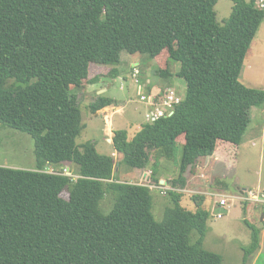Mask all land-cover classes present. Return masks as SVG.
Masks as SVG:
<instances>
[{
    "label": "trees",
    "instance_id": "1",
    "mask_svg": "<svg viewBox=\"0 0 264 264\" xmlns=\"http://www.w3.org/2000/svg\"><path fill=\"white\" fill-rule=\"evenodd\" d=\"M219 1L0 0V124L29 135L36 158L35 170L0 167V264H222L203 248L206 196H191V212L182 191L187 173L214 156L220 141L243 144L251 109L264 105V90L240 81L264 11L258 0H230L233 11L222 26ZM123 53L158 61L160 80L179 64L187 84L172 117L143 123L133 138L126 130L112 138L123 155L119 164L151 165L157 184L160 161L179 153L178 174L168 181L174 206L161 222L149 186L116 180L114 156L100 154L94 142L77 143L85 129L78 93L101 79L91 78V67L110 68L106 75L115 80ZM116 103L100 94L91 109ZM68 165L77 167L76 179L46 172ZM108 195L115 203L103 215ZM245 221L253 230L247 262L261 248V231Z\"/></svg>",
    "mask_w": 264,
    "mask_h": 264
},
{
    "label": "rangeland",
    "instance_id": "2",
    "mask_svg": "<svg viewBox=\"0 0 264 264\" xmlns=\"http://www.w3.org/2000/svg\"><path fill=\"white\" fill-rule=\"evenodd\" d=\"M249 1V0H246ZM234 3L230 0H220L215 7L218 23L222 26L232 14ZM140 59L139 68L141 74L139 76L140 83L144 85L143 93L162 92L155 84H165L168 89H173L176 94L185 100L187 94L186 81L178 77L180 65H173V75L168 80H160L157 72L160 69L158 61L147 56L130 55L123 53L121 63L116 66L120 75L112 84L100 79L86 86L85 90H80L78 99L80 109L82 111L83 124L85 129L78 138L77 143L84 145L87 142H94L98 152L102 155L113 156L115 153L114 146L107 140L114 137L117 130H126L130 138L136 136L141 129V125L145 123V107L139 103L137 94V86L133 80L130 64ZM99 66L91 67V78L96 74L102 75L96 71ZM151 81L153 85L149 88ZM240 81L247 87L253 89L264 90V23L253 41L241 72ZM125 88L122 90V85ZM158 84V83H157ZM94 85V86H92ZM106 91L102 93L107 98H113L116 104L103 114L93 113L91 103L95 100L97 90ZM88 90V91H87ZM122 111V112H121ZM106 117L111 121L110 125L106 124ZM251 123L244 136V142L236 149L229 151L224 147L230 148L228 143L223 145L222 152H226L229 162L217 165L215 170L210 171L207 168L209 164L206 159H200L199 163L203 166L200 170L206 177L200 179L203 184L194 185V190L207 192L205 208L209 211V219L207 222V233L203 241V248L206 251L219 254L222 257V264H264V230H261L262 244L261 248L253 254L247 262H245V250L253 243V230L249 227L245 220L256 227L263 226V215L258 212L264 210V204H257L252 196L257 194L258 197L264 198V105L253 107L250 111ZM112 125V126H111ZM113 130V134H111ZM184 138H180L183 141ZM221 145H219L220 148ZM114 156L116 163V180L120 182L146 184L145 177L137 174L136 171L120 165L121 157ZM179 153L176 160L162 159L159 164L160 177L166 178L168 181L178 174ZM154 159H152V163ZM199 165L192 169V174L198 175ZM0 167L13 169L35 170V143L27 134L3 127L0 124ZM53 168V167H52ZM69 169L74 179L78 174L75 165L64 167ZM63 167H54L55 170L64 169ZM151 165L148 167L150 173ZM208 172V173H207ZM214 177V184L210 181V177ZM159 177V175H158ZM206 178V179H205ZM195 181V179H194ZM161 182V181H160ZM153 184L157 181L152 179ZM153 198L152 212L156 221L161 222L167 208L173 207L171 198L166 194H162L157 189H151ZM184 191V190H183ZM249 194L248 196L246 195ZM182 206L188 211L195 212L196 205L191 196L193 192L183 193ZM216 194V195H211ZM223 194L227 197L229 205L222 218L215 215V209L221 200ZM65 199L69 198L67 192L62 194ZM114 197L108 195L100 203V211L103 215H108L114 207ZM246 211V212H245ZM264 214V213H263ZM199 238L198 232L192 231L191 242L195 243Z\"/></svg>",
    "mask_w": 264,
    "mask_h": 264
},
{
    "label": "built area",
    "instance_id": "3",
    "mask_svg": "<svg viewBox=\"0 0 264 264\" xmlns=\"http://www.w3.org/2000/svg\"><path fill=\"white\" fill-rule=\"evenodd\" d=\"M257 6L260 10L264 11V0H258ZM140 74H141V70L139 68V64L134 65L132 67V77L137 86L136 88H137V94L139 96V103L142 104V106H144L146 109L144 114L145 123L153 124L162 118L172 117L175 113L176 107L179 104H181L183 98L179 97L173 89H167L165 92H157V93H149V94L143 93L144 85L140 83L139 80ZM124 88L125 85L123 84L121 89L123 90ZM105 119H106L105 120L106 124L110 125L111 121L109 120V117H106ZM111 134H113V130H111ZM107 141L112 143V138L108 139ZM115 155L116 154H114V156ZM46 172L51 174L61 173L67 176H69L70 173L69 169L64 168L60 170H55L52 167L47 168ZM143 177H145L146 184H141V185L149 186L151 189H157L161 191L162 194L166 195L169 191H176V189H174L166 181H162L158 184H153L152 171H150V173L146 172ZM182 192L184 193L190 191L184 190ZM211 195H216V194H211ZM218 196L222 197L218 205L226 209L227 206L229 205L227 197L225 195H220V194H218ZM216 216L218 218H222L224 214H218Z\"/></svg>",
    "mask_w": 264,
    "mask_h": 264
},
{
    "label": "crops",
    "instance_id": "4",
    "mask_svg": "<svg viewBox=\"0 0 264 264\" xmlns=\"http://www.w3.org/2000/svg\"><path fill=\"white\" fill-rule=\"evenodd\" d=\"M139 62H140V59H137V61H133V62H131V64H130V68H131V72H132V67L134 66V65H136V64H139ZM97 71H104V73H105V75L104 76H102L101 78H103V81L104 82H107V83H109L108 82V80H107V78H110L108 75H106L107 73H108V71H110V68H104V67H100V68H98V70ZM114 82V80H112V83ZM112 83H109V84H112ZM91 86V85H90ZM92 86H94V85H92ZM88 91V90H87ZM106 91H103L102 89H100V90H97V94L98 95H100V94H102V93H105ZM110 107H108V108H105V109H103L101 112H100V114H103L104 115V113L109 109ZM145 111H146V109H145ZM122 112V111H121ZM218 145H221V148L220 149H218L217 151H216V153L214 154V156H211V157H208V158H206V161H208L209 162V164H207L208 166H207V168L206 169H208V170H210V171H213V170H215V168L217 167V165H221V164H227L228 162H229V160L227 159V155L228 154H226V152H222V146L223 145H226L224 142H219L218 143ZM229 149L228 148H226V147H224L225 148V150L227 149V151H229V150H231V149H233V148H235L236 146H234V145H229ZM237 148V147H236ZM235 148V149H236ZM116 153H118V152H116L115 151V153L114 154H116ZM114 154H113V156H114ZM117 155V154H116ZM118 156H120L121 157V160L123 159V155L122 154H120V153H118ZM197 165H199L198 166V168H199V170H198V175H194V174H192V172H188L187 173V178H188V184H187V188L185 189L186 191H190V192H193V194H202V195H208V193L207 192H204V191H201L200 190V188L201 187H199V190H197V189H195L194 190V188L195 187H197L196 185H201V184H203L204 182H202V181H200V179H203V177H206L207 175H206V173H205V175L203 174V173H201V171L202 170H200V168L202 169L203 168V166L201 165V163H199V161L197 162ZM152 169H150V171H151ZM134 171H136L137 172V174H140L141 176H144L145 175V173L146 172H148L149 170H148V168L147 169H144V170H134ZM208 173V172H207ZM144 174V175H143ZM159 179H160V181L162 182V181H166V182H168V180L166 179V178H164V177H160V174H159ZM194 179H195V181H194ZM206 179V178H205ZM214 177L212 176V177H210V181H212L211 183L212 184H214ZM194 185H195V187H194ZM184 193H189V192H184ZM221 195H223V194H221ZM252 199L253 200H255V201H257L256 203L257 204H264V198H262V197H258V195L257 194H255V195H253L252 196ZM264 210L263 211H261V212H258V215H263V217H262V220H263V224H264ZM258 229H260V231L261 230H264V225L262 226H258L257 227ZM261 233H262V231H261ZM261 244H262V238H261Z\"/></svg>",
    "mask_w": 264,
    "mask_h": 264
},
{
    "label": "water",
    "instance_id": "5",
    "mask_svg": "<svg viewBox=\"0 0 264 264\" xmlns=\"http://www.w3.org/2000/svg\"><path fill=\"white\" fill-rule=\"evenodd\" d=\"M107 80H108L109 83H112V79L111 78H107ZM101 111L97 112L96 114H100ZM70 175L71 174L69 173V176ZM246 195H248V194L246 193ZM214 213H215V215H218V214H227L228 213V210H226L225 208L217 205Z\"/></svg>",
    "mask_w": 264,
    "mask_h": 264
}]
</instances>
